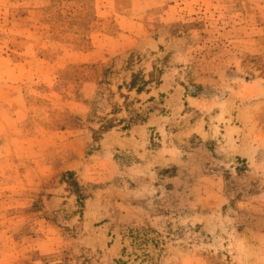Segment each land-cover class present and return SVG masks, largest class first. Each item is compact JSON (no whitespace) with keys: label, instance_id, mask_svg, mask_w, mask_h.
<instances>
[{"label":"rangeland","instance_id":"obj_1","mask_svg":"<svg viewBox=\"0 0 264 264\" xmlns=\"http://www.w3.org/2000/svg\"><path fill=\"white\" fill-rule=\"evenodd\" d=\"M0 264H264V0H0Z\"/></svg>","mask_w":264,"mask_h":264},{"label":"trees","instance_id":"obj_2","mask_svg":"<svg viewBox=\"0 0 264 264\" xmlns=\"http://www.w3.org/2000/svg\"><path fill=\"white\" fill-rule=\"evenodd\" d=\"M133 85H134V83L132 82L131 86H133ZM107 128H109V126Z\"/></svg>","mask_w":264,"mask_h":264}]
</instances>
